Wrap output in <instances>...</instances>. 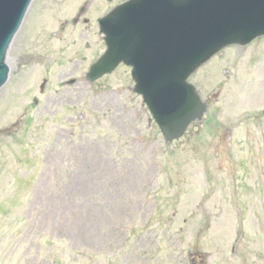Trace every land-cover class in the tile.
I'll return each instance as SVG.
<instances>
[{
  "label": "rangeland",
  "instance_id": "1",
  "mask_svg": "<svg viewBox=\"0 0 264 264\" xmlns=\"http://www.w3.org/2000/svg\"><path fill=\"white\" fill-rule=\"evenodd\" d=\"M121 1L34 0L12 45L0 264H264V37L193 76L208 116L168 145L129 69L85 80Z\"/></svg>",
  "mask_w": 264,
  "mask_h": 264
},
{
  "label": "water",
  "instance_id": "2",
  "mask_svg": "<svg viewBox=\"0 0 264 264\" xmlns=\"http://www.w3.org/2000/svg\"><path fill=\"white\" fill-rule=\"evenodd\" d=\"M139 1V2H137ZM33 0H0V88L9 78L6 57ZM117 10H137L142 47L134 36L109 37V51L89 74L95 81L121 61L134 66L136 91L144 95L167 141L181 138L189 125L201 120L206 105L188 77L231 44L245 45L264 35V0H136ZM107 17L103 23L114 18ZM110 31H114L111 29Z\"/></svg>",
  "mask_w": 264,
  "mask_h": 264
}]
</instances>
